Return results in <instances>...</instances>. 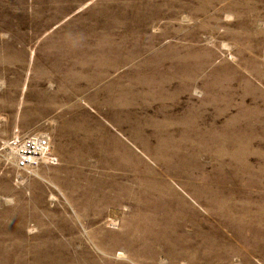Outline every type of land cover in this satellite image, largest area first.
I'll list each match as a JSON object with an SVG mask.
<instances>
[{
    "label": "rangeland",
    "instance_id": "obj_1",
    "mask_svg": "<svg viewBox=\"0 0 264 264\" xmlns=\"http://www.w3.org/2000/svg\"><path fill=\"white\" fill-rule=\"evenodd\" d=\"M0 264H264V0H0Z\"/></svg>",
    "mask_w": 264,
    "mask_h": 264
},
{
    "label": "built area",
    "instance_id": "obj_2",
    "mask_svg": "<svg viewBox=\"0 0 264 264\" xmlns=\"http://www.w3.org/2000/svg\"><path fill=\"white\" fill-rule=\"evenodd\" d=\"M51 140L44 134H30L14 146L11 156L15 165L21 170L37 168L44 156L50 153Z\"/></svg>",
    "mask_w": 264,
    "mask_h": 264
},
{
    "label": "bare ground",
    "instance_id": "obj_3",
    "mask_svg": "<svg viewBox=\"0 0 264 264\" xmlns=\"http://www.w3.org/2000/svg\"><path fill=\"white\" fill-rule=\"evenodd\" d=\"M179 239V238H178ZM194 256H195V254H194ZM191 257V256H190ZM178 260V259H177ZM224 262V261H223Z\"/></svg>",
    "mask_w": 264,
    "mask_h": 264
}]
</instances>
